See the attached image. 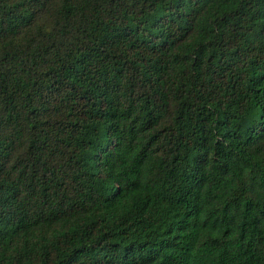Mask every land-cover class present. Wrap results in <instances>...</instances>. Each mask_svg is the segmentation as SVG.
I'll list each match as a JSON object with an SVG mask.
<instances>
[{"label":"trees","instance_id":"16d2710c","mask_svg":"<svg viewBox=\"0 0 264 264\" xmlns=\"http://www.w3.org/2000/svg\"><path fill=\"white\" fill-rule=\"evenodd\" d=\"M0 264H264V0H0Z\"/></svg>","mask_w":264,"mask_h":264}]
</instances>
